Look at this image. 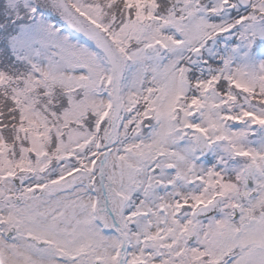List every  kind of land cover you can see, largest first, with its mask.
<instances>
[{"label":"snow or ice","instance_id":"6c2138e0","mask_svg":"<svg viewBox=\"0 0 264 264\" xmlns=\"http://www.w3.org/2000/svg\"><path fill=\"white\" fill-rule=\"evenodd\" d=\"M0 264H264V0H0Z\"/></svg>","mask_w":264,"mask_h":264}]
</instances>
